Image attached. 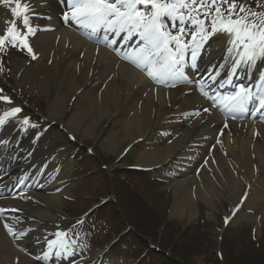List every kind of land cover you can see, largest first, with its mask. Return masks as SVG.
Wrapping results in <instances>:
<instances>
[{
	"label": "bare ground",
	"instance_id": "obj_1",
	"mask_svg": "<svg viewBox=\"0 0 264 264\" xmlns=\"http://www.w3.org/2000/svg\"><path fill=\"white\" fill-rule=\"evenodd\" d=\"M21 3L39 14L33 15L30 22L40 30L29 37L37 57L33 63L15 55L10 64L14 88L28 86L27 91L45 99L48 108L43 122L28 120L25 125L22 119L26 117L20 112L0 127V168L8 160L3 158L5 154L16 159L0 176V208L6 210L0 214V264H32L35 257L53 255L48 244L61 239L57 233H64L63 222L58 219L63 198L72 187L67 179L74 162L64 153L67 137L80 141L95 138L118 156L124 151L122 143L125 149L144 144L136 168L157 169L167 179L174 197L172 217L193 219L199 203L214 208L224 200L237 220L251 224L258 218L264 225V109L260 108L264 100V62L256 72L249 64L237 66L238 57L226 60L225 81L235 79L239 72L246 75L245 69L249 75H256L253 82L244 84L238 80L237 92L224 96H235L245 86L243 89L250 91L255 105L246 104L243 110L232 111L225 107V98L220 107L212 96L211 91L220 82L218 75L208 99L197 90L203 83L202 70L206 67V73L214 72L222 53H226L225 41H216L218 38L210 46L205 42L191 60H202L197 71L191 74L195 65L188 69L189 62H184L182 71L188 79H179L181 84L168 90V84L148 81V73L146 79L139 73L140 67L136 66L138 71L103 47L84 40L79 34L80 26L71 20L69 29L59 25L55 17L59 11L57 0ZM14 6L0 3V35L6 30V21L13 19ZM16 23L21 26L20 19ZM15 107L19 106L11 103L0 107V116ZM47 120L57 130H47ZM113 125L121 129L108 135ZM18 179L15 188L23 184L31 191L13 192L10 188ZM252 210L258 214L251 216ZM5 224L16 235L9 234ZM55 247L65 253L73 250L66 244ZM76 250L80 253L77 259L59 254L57 261L89 263L83 248ZM99 264L110 263L104 260Z\"/></svg>",
	"mask_w": 264,
	"mask_h": 264
},
{
	"label": "rangeland",
	"instance_id": "obj_2",
	"mask_svg": "<svg viewBox=\"0 0 264 264\" xmlns=\"http://www.w3.org/2000/svg\"><path fill=\"white\" fill-rule=\"evenodd\" d=\"M246 2L257 8V0ZM185 28L191 30L188 26ZM169 29L175 34L170 22ZM184 40L190 43L187 32ZM19 48L11 46V50L0 52V96L10 98L12 103H18L17 97L13 96V92L11 95L5 90L15 87L10 64L15 60V55L33 63L28 52H20ZM1 79L5 80L7 88L2 85ZM27 89L28 86L16 90L25 103L20 105L22 113L28 120L43 122L47 118L48 103L45 99H38L36 93L33 95ZM0 103L5 104L2 100ZM68 111L70 110L66 112ZM46 123L49 131L57 130L55 124L48 120ZM120 129V126L113 125L109 127L108 135L119 132ZM75 139V142H71L67 137L64 147V153L74 162V167L67 179L72 187L67 197L63 198L62 213L58 220H64H61L62 228L66 230L69 239L96 232V237L91 235L85 239L89 242L96 240L95 248L91 247L89 251L92 255L102 251L111 240L119 238L124 233L126 221L135 230L141 229L139 233L166 252L170 259L166 260L157 252L148 251L147 241L142 240L145 242L143 244L139 237L126 232L107 255L111 262L132 264L142 258L140 264H264V225L258 218L257 222L251 224L237 220L233 213L230 215L231 208L224 200L214 208L199 203L193 219L171 217L174 197L167 187L168 182L157 176L159 172L145 173L128 169L136 167V160L145 147L144 144L137 143L133 148L125 149L122 143L124 151L118 156L95 138L82 141ZM104 168L110 170L106 172ZM108 178L111 179L110 182ZM110 194L116 196L117 203L103 204L83 224H70V219L80 217ZM143 198L151 199L147 200L152 205L148 212L141 202ZM257 214L252 210L251 216ZM68 217H72L69 222ZM32 263L38 264L35 259Z\"/></svg>",
	"mask_w": 264,
	"mask_h": 264
},
{
	"label": "snow or ice",
	"instance_id": "obj_3",
	"mask_svg": "<svg viewBox=\"0 0 264 264\" xmlns=\"http://www.w3.org/2000/svg\"><path fill=\"white\" fill-rule=\"evenodd\" d=\"M59 2L63 3L64 0ZM0 3L15 5L11 8L13 19L6 21V30L0 35V50L6 45L20 47L27 50L35 60L37 57L29 43V37L40 29L30 21L33 15L39 14L34 13L27 3L22 4L21 0H0ZM17 19H20V27L17 26ZM62 19L65 23L71 20L92 31L103 29L116 34H138L146 42L144 47L123 58L146 69L155 82L169 86H172L171 81L184 76L182 68L185 52L191 48L195 59V51L201 48L210 34H228L234 50L238 51L237 66L241 63L248 64L258 57L264 58V0H257V8L247 4L246 0H67V11L63 13ZM169 22L171 28L175 29V34L169 30ZM186 23L192 25L187 33L191 37V43L184 40L186 28L178 26ZM235 46L242 48V51ZM250 95L249 90L241 89L235 96L225 98V107L241 111ZM0 100L12 103L8 97L0 96ZM260 108L264 109V100L261 101ZM21 111L19 107L5 111L0 116V127L9 118L17 117ZM204 111L208 112L209 109ZM22 123L27 125L29 121L25 118ZM5 211L0 208V214ZM4 227L9 234L16 235L8 224ZM56 235L61 239L49 243L50 249L57 244L65 247L63 238L67 233Z\"/></svg>",
	"mask_w": 264,
	"mask_h": 264
}]
</instances>
